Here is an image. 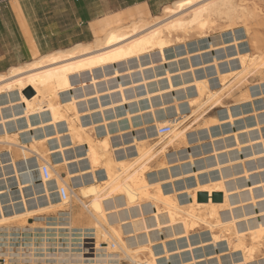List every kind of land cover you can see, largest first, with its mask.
<instances>
[{"label":"bare ground","instance_id":"obj_1","mask_svg":"<svg viewBox=\"0 0 264 264\" xmlns=\"http://www.w3.org/2000/svg\"><path fill=\"white\" fill-rule=\"evenodd\" d=\"M261 6L256 0H177L163 8L162 16L155 15L151 21L140 18L122 26L109 22V30L94 41H79L67 48L55 49L22 64L12 65L7 73L0 74V125L4 127L0 143L8 145L11 156L5 159L0 154V167L5 169L12 165L17 179L20 181V175H23L26 182L25 185L19 184L24 212L14 209L12 214H5L0 200V228L10 222L23 221L36 211H57L60 220L56 222L60 225L54 227L57 231L60 226L73 229V220H84L89 216L91 225L81 228L84 230L82 235L88 229L89 234L95 236L96 247L99 248L101 244L105 246L102 248L106 250L105 258L101 260L106 264H122V259L127 260L128 264H163L161 260L170 257L166 244L182 238L189 239L191 232L199 226L209 229L212 240L226 234L228 241L243 252L246 260L257 253H264V216L261 221L250 223L247 218L250 213L242 205L248 200V194L253 202L259 196V199L262 198L260 210L264 212V176L254 181L260 182L261 189H246L244 178L248 176V171L240 167L245 160L239 152L242 153L244 149L243 143L250 140L249 136L241 135L248 132L235 133L234 142L223 138V144H217L216 140L213 150L217 157L216 168L222 171L221 175L215 180L210 175L211 178L202 180L199 179L201 172H195L196 183L192 189H187L190 197L186 201H179L174 185L173 190L164 189L165 183L191 176L185 175L182 169L185 164L195 162L193 155L196 148L188 152L189 141L223 123L219 117L210 116L209 112L222 104L229 94L235 91L245 93L250 74H264V48L254 54L237 51L233 60L219 62L222 51L230 44L226 43L223 34L211 36L207 34V29L215 24L217 17L235 20L236 17L251 16L255 19ZM229 25H226L227 29ZM193 33L198 38L195 42H189L187 37ZM233 40L231 45L237 46L239 42L235 36ZM182 44L185 47L184 55L176 50V46ZM171 49L174 52L172 58L167 56ZM155 56L159 59L155 60ZM159 67L164 68L163 73H158ZM213 78L217 80L215 84L210 82ZM154 83L157 86L152 88ZM141 86L145 87V92L137 93L135 89ZM30 89L33 94L28 97L25 91ZM174 91L178 94L168 101L167 95ZM146 99L149 105L138 106V113L133 116L127 105ZM63 102L69 105L64 106ZM173 108L177 116L168 117ZM6 109H11V114L5 115ZM110 112L125 113L130 122L133 117L143 119L152 115L153 124L147 127L156 138L135 137L131 146L123 147L118 154H114L110 131L106 129L103 137L95 135L93 131L98 128L96 120L91 118L89 121L87 118L100 113L103 125L107 127ZM229 118L230 122L234 121L231 114ZM22 119L25 120L24 126L19 125ZM198 121L200 127H194L196 131H191ZM11 122H15L19 133L42 130L43 138L32 135L30 145L22 144L17 139L19 133L11 134L10 129L6 128ZM165 124H170L172 129L168 134H161L160 127ZM50 128L55 130V135L48 136ZM64 137H69V143L61 141ZM231 139L233 141V137ZM53 140L58 141L57 146L51 144ZM48 141L49 147L46 145ZM68 144L72 146H66ZM233 144L238 153L227 149ZM169 147H173L174 152L170 153ZM221 148L226 150L216 151ZM260 151L257 149L256 153ZM57 153H61V160H52L51 155ZM33 155L37 159L31 162ZM17 157H21L19 163ZM8 160L11 163L5 162ZM84 161L88 170L83 168ZM44 164L51 169L48 179L41 175ZM7 173L9 171H3L5 181L9 179ZM240 173L244 176L237 177ZM176 175L180 177L176 178ZM37 181L41 183L36 184ZM49 183L57 199L52 202V198L47 205H38L37 209L29 210L23 188L32 186L33 198L37 200L52 196ZM61 186L71 190L66 199L59 195ZM254 191L257 192L256 196ZM3 192L0 190V196ZM200 192L208 193L207 201L199 199ZM217 193L222 194L220 199ZM15 204L12 202L11 206L14 208ZM235 204H241L243 211L236 212ZM239 218L243 221L240 222ZM164 230L161 236L160 232ZM159 244L164 247V256H159L155 249ZM64 245L67 252L57 253L54 258L57 264L61 261L73 264L74 255L84 260L83 254L72 253L70 242Z\"/></svg>","mask_w":264,"mask_h":264},{"label":"rangeland","instance_id":"obj_2","mask_svg":"<svg viewBox=\"0 0 264 264\" xmlns=\"http://www.w3.org/2000/svg\"><path fill=\"white\" fill-rule=\"evenodd\" d=\"M256 1L259 3L260 6L262 5L261 11L258 12V15L259 14L260 15L259 16L257 15V17L261 19V20L259 19L261 24H260L259 20H256V19H258L256 16H255L256 17L255 19L253 17L249 16V17H246L247 19L244 17H236L237 19L234 18L235 20H229L228 18H222L221 19V18L217 17L215 24H213L209 29H207V34H209L211 36L223 34V37L226 40V43L230 44V46L227 47L226 50L222 51V56L218 59L219 62H222V61L224 62L227 59L233 60L235 55H237V53H236L237 51H240L241 53L242 52L243 53L249 52L250 54H254V53H259L264 48V44H262V43H264V40H263V38H264V23L262 22V21H264V0H256ZM114 12L115 11H112L108 14H111ZM153 13L159 14L158 16H162L163 15V7H158V8L154 7ZM2 14H5V13L0 11V16ZM108 14H106V15H108ZM262 16H263V18H261ZM140 18H143L146 21H151L154 19L153 16H150V17L138 16V17L134 18L130 23H132L133 21H137ZM240 19H241V21H240ZM245 19H246V21H244ZM250 19H252L253 21ZM58 20H59V25H60V29H61L60 34H57L53 38L47 36V39H46L47 43H45V45H44V43H42V45H41L42 47L37 45L33 36L31 35V32L29 31L28 27L23 28L25 33H26L28 43H26L22 39H20L18 35H14V33H12L13 38H11L10 36L5 37L4 39L6 40V43H0V74L7 73L9 71V65L11 64V62L14 63V64H11V66L22 64L25 61L35 59V58H37V57H39L45 53L54 51L55 49L67 48V47H69V45L71 46V45L75 44V43L72 44L70 42H75V41L80 40V39H85L86 41L87 40L88 41H94L97 37L103 36L109 30V23H108L103 27L102 32L97 33V35H95L93 38V34H92L93 32H91V30H90L91 26H89V24H87V23L84 24L83 26H79L77 24V22L74 20V18L70 15V13L64 12V13L60 14L58 16ZM221 20H222V22L220 23ZM130 23H127V24L118 23V24L122 26V25H128ZM229 23H230V25H229ZM249 23H250V25H249ZM217 24H218V26H216ZM219 24H221V25H219ZM226 25L227 26L229 25L228 29L226 28L227 27ZM10 32H14L12 28H11ZM44 33L47 34L46 31H44ZM256 33L258 34V36ZM195 35H197V34L193 33L191 35L192 37L191 36L187 37L189 42H195L197 40L198 35L197 36H195ZM234 36L236 37L237 41L239 42L237 44L238 47L235 45H231V43H233V41H234L233 40ZM259 36L261 38H259ZM13 40L16 41L15 44L12 42ZM59 40H61V41H59ZM176 50H177L178 54H181V55L185 54V47L183 44L177 45ZM225 54H227V55L225 56ZM14 55L17 57L20 56L21 59L19 58L16 61H14V60L10 61ZM167 56L170 58H172L174 56L173 49H171V51L169 50L167 52ZM154 58H155V60L159 59V57H157V56H155ZM17 62H19V63H17ZM175 65L176 64L173 65V68L176 67ZM157 70H158V73L164 72V68H162V67H159ZM179 80H180V78L178 79V81ZM210 82H211V84H215L217 82V80H214V78H213ZM127 84L130 85V83H127ZM156 86H157V84L154 83V86H152V88H154ZM244 90L245 91L247 90V91L245 93L235 91V92L229 94L227 97H225L223 99L222 104H219L216 108L212 109L209 112L210 116L219 117L221 119V122H223V123H221L217 126L211 127L209 130H207L205 132V134L203 136H200L199 138H196L192 141H189V143L187 145V151L191 153L193 151V148L194 147L196 148L195 149L196 153L193 155L195 162L193 164H191V163L185 164L182 167V169H183V171H185V175H187V176L191 175V176H188L184 179L183 178L177 179L173 183H171V182L165 183L164 184L165 186L163 185L164 189L167 188L168 190H173V185H174L178 191L179 201L184 202L190 197L188 192H186V191H187V189H192L195 186V183H196V178L194 176L195 172H201L199 175V179H202V180L208 179L211 177H212V179L215 180V179H218L220 177L222 171L220 169L216 168L217 167V159H216L217 157L214 155L215 151L213 150V148L216 146V140H218L217 144H223V142H224L223 138H226V140L234 142L235 141L234 134L235 133H241L243 131H246L248 133H246L245 135L243 134L241 136H247V137L249 136L250 137V140H247L243 143V145H244V149L242 150L243 155H242L241 151L239 152L242 159H244L246 162V163L244 162L243 165L240 164L241 170H243L245 168L248 171V176L246 178H244V181L247 184L245 186V188L246 189L253 188L255 190V188L257 187V189H261V187H260L261 185H259L260 182L255 183L254 181L259 179L261 176L262 177L264 176V152L262 151V149L264 148V121H263L264 120V115H263L264 114V74H260L257 76L255 74H250L248 76V82H247L246 88H244ZM135 91L137 93H139V92L144 93L145 87L144 86L137 87L135 89ZM177 94L178 93L176 91H174V92L168 94L166 99L168 101H170L173 98L172 96L173 95L176 96ZM106 99L107 98H104V100H106ZM63 105L67 106L69 104L63 102ZM148 105H149V101L146 99L140 103H133L130 106L127 105V108L131 109L132 115L135 116L138 113V111L136 110L138 108V106L147 107ZM145 109H147V108H145ZM4 114L5 115L11 114V109L10 110H8V109L4 110ZM230 114L233 116V119H234L233 122L229 121L230 120V118H229ZM110 115L112 118L111 117L107 118V121H109V125L107 127L105 125H103V119H101L102 116L100 113H97V114L92 115V116H88L87 118L89 121L91 120V118L96 120L95 124L98 125V128H97V130L93 131V133L95 135H97L99 137H103L105 135L106 129H108L110 131V133H111V145H112V148L114 150V154H118L123 147L131 146L134 142L135 137H137V138H149V139L151 138L152 140L156 138L155 135H151L152 133L150 132V130H148V127H147L148 125L150 126L153 124V116L152 115H148V118L144 117L143 119H141V117H139V116L133 117L135 119L132 118L131 122L126 117L125 113L120 114L118 112H110ZM117 115H119V116L121 115V116L116 117ZM167 116L168 117L169 116H172V117L177 116L175 108L171 109ZM262 118H263V120H261ZM136 119H137V121H135ZM116 120H119V121L116 122ZM260 121L262 124H260ZM197 123H198V126H196ZM199 123L200 122L198 121L195 124H193V128L190 130L194 131L196 129L194 127H200ZM19 125L24 126L25 120L24 119H22V121L20 120ZM15 126H16L15 122H11L6 126V128L10 129L9 132L11 134L19 133L20 129H17ZM99 126H101V127H99ZM118 126H119L120 130H118ZM190 130H189V132H191ZM3 131H4V127L2 125H0V136L3 134ZM65 131H62V133H65ZM42 132H43L42 130H37V131H32V132L19 133L17 135V139L22 144L30 145L32 135L36 136L38 139H42L43 135H44V132L43 133ZM50 132L51 133L48 136L55 135V130H53V128H50ZM101 132H103V133H101ZM29 135H31V136H29ZM232 137H233V141L231 139ZM61 141L64 144H67V143H69V137H64L61 139ZM52 143L53 144L55 143V144L53 145ZM260 143H262V144L260 145ZM51 144L53 146H57L58 141L53 140V141H51ZM46 145L49 147L50 141H48L46 143ZM245 145H247V146H245ZM257 145H259V146H257ZM66 146H72V144H68ZM227 149L228 150L231 149V150H233L232 152L236 151L238 153V150H237L235 144L230 145L229 148H227ZM257 149L258 150L261 149V151H260L261 153L260 152L256 153ZM225 150L226 149L221 148V149H217L216 151L221 152V151H225ZM70 151H72V149H70ZM168 151L170 153L174 152V148L169 147ZM6 152H8V153H6ZM247 153L249 155H247ZM0 154L5 159L11 157L9 154V151H8V145L6 143H0ZM57 154H52L51 159L52 160H55V159L61 160V158H62L61 153H57ZM68 154H69V152H68ZM256 155L258 157H254ZM207 156H210V157H207ZM224 156H226V153L224 154ZM202 157H207V158L202 159ZM36 159H37L36 156L33 155L31 162L35 161ZM9 161L10 160L5 161V162L11 163V161L10 162ZM16 161L19 163L21 161V157H17ZM10 166L6 167L5 169H1V167H0V176H2V177H0V186H1L0 190L4 191L2 193V195L0 196V200H1V204H2V209H3L4 213L7 215L12 214L14 209H16L20 213L25 211V207H24L25 205L23 203L21 190L19 189V184L21 183V184L25 185L26 182H24L25 179H24L23 175H20V181H19L17 179V177L15 176L16 174L14 172L13 166L12 165H10ZM83 166H84L83 168H85L84 170L89 169V167H87V162H85V161H84ZM207 170H210V172ZM3 171L4 172L9 171V173H7V176L9 177V179L7 181L4 180ZM240 176H244V174L240 173L237 175V177H240ZM175 177L178 178V177H180V175H176ZM180 180H181V182H180ZM6 182H7V185L5 184ZM38 183L40 184L41 181L36 182V184H38ZM49 184H48V189L51 192V194H50V195H52V196H50L51 198L44 196V197L38 198L37 199L38 201L34 200L35 198H33L34 194H33L32 186H30V185L26 186L25 187L26 190L23 188L22 192H23V195L25 196V198L27 200L26 204H27L29 210L33 211V210L38 208L37 207L38 205L44 206V205L48 204L49 200L50 201L53 200L52 202H54L57 199V194L54 192V189H53L51 183H49ZM7 186H8V188H7ZM29 188H31V189H29ZM11 191L13 192V194ZM28 191H29V194H28ZM255 191H254V193H255L254 196H256V193H257ZM247 192L249 193V191L246 190V193ZM25 194H27V195H25ZM3 195H5V196H3ZM182 197H183V199H182ZM258 197L259 196H256L255 200L256 199L257 200L255 202H253L254 200L251 199V195L248 194L246 196V198H248V200L244 201L242 204L244 206L245 211L247 210L250 213V215H249V213L247 214V215H249V216H247V218H248L250 223L258 222V220L261 221L262 217L264 216L263 215L264 212L260 210V206H259L260 203L262 202V198L260 197V199H261L260 200ZM3 198H5V199H3ZM12 202L16 203L14 208L11 206ZM240 205L241 204H235L233 206V207L237 208L236 212L243 211V209H242L243 207L241 208ZM78 207L83 209L81 205H78ZM5 209H8V210H5ZM252 211H253V213H252ZM234 212H235V210H234ZM42 213L43 212H38V211H36V213L32 212L29 214L30 217H28V216L26 217V219H25L26 221L23 219V221H20V222H13V223L10 222L9 224H5L0 228V264H20V263L21 264L22 263L23 264H57L58 262L54 258L58 254L67 252L65 249V248H67V246L64 244L68 243V242L71 243V246L73 249L72 250L73 254H83V256H84V260H81V257H79L78 255H74L73 264H106V262H103L101 260V258L102 259L105 258L104 254L106 253V250L102 249V248H105V246H103V244H101V246L99 248H97L95 236H94V234H89L90 230H88V229L86 230L87 233L85 235H82L84 230L81 228L90 226L91 225L90 222H92L91 218L89 216H87V213H85L87 216L86 219H84V220H73V223H72L73 229L69 230V229L63 228V226H60L59 231H57L55 229L58 227V225H60V224L56 223V222L60 221V220H58L59 214L57 213V211L51 210L49 212H45L43 214ZM54 213H55V215H54ZM239 219H240L239 220L240 222L243 221V220H241L242 218H239ZM21 220H22V218H21ZM25 222H27V223H25ZM15 225L17 227H15ZM197 229H200V231L198 230V232H197ZM80 230H82V231H80ZM193 231L191 232V236L189 237V239L188 238H182V239H179L178 241H174V242L169 241L166 244V248H167V250H169L170 257L166 258V259H162L161 262H163V264H262L264 262V255H263L264 253L263 252L257 253L254 257L246 260L244 258L243 252L241 250H239L238 248H235L234 243L231 244L228 241L229 239H227V236H225L226 234L220 235V237L218 238L219 240L218 239L212 240L211 233L209 232V229L206 226L196 227V229ZM164 232H165V230L160 232L161 236L164 234ZM57 234H60V235L57 236ZM57 237H59L58 240H56ZM57 243L59 245H57ZM178 247H179V249H177ZM232 248H233V250H232ZM155 249L159 252V256L165 255V254H163L164 253L163 245L159 244L157 246V248H155ZM85 250H87V251H85ZM94 256H95V258H94ZM92 257H93V259H92ZM112 257H115V256H112ZM15 259L18 261H16ZM121 263L122 264H128V261L125 259H122ZM59 264H67V263H66V261H61V263H59ZM110 264H117V263L112 262Z\"/></svg>","mask_w":264,"mask_h":264},{"label":"crops","instance_id":"obj_3","mask_svg":"<svg viewBox=\"0 0 264 264\" xmlns=\"http://www.w3.org/2000/svg\"><path fill=\"white\" fill-rule=\"evenodd\" d=\"M175 1L177 0H0V11L5 13L0 16V43H6L5 37L13 38L12 33L28 43L23 29L28 27L37 45L42 47V43H47V36L53 38L60 34L58 16L64 12L70 13L79 26L89 24L94 38L109 22L127 24L138 16L159 15L153 13L154 7L164 8ZM112 11L115 12L108 14ZM11 28L14 32H10ZM79 41L86 40L70 43ZM12 42L15 44L16 41ZM19 58L21 59L14 55L10 61Z\"/></svg>","mask_w":264,"mask_h":264},{"label":"built area","instance_id":"obj_4","mask_svg":"<svg viewBox=\"0 0 264 264\" xmlns=\"http://www.w3.org/2000/svg\"><path fill=\"white\" fill-rule=\"evenodd\" d=\"M172 129V126L170 124H165L163 126L160 127V133L161 134H168L170 133ZM51 174V169L48 165L44 164L42 167V171H41V175L43 178L48 179L50 177ZM71 194V190L70 188L66 187V186H61L59 188V195L62 199H66L70 196Z\"/></svg>","mask_w":264,"mask_h":264},{"label":"water","instance_id":"obj_5","mask_svg":"<svg viewBox=\"0 0 264 264\" xmlns=\"http://www.w3.org/2000/svg\"><path fill=\"white\" fill-rule=\"evenodd\" d=\"M25 93L27 94L28 97H31L32 94H33V91L30 89V90H26ZM221 193H217L216 196L218 199L221 198ZM199 199L201 201H207L208 200V193L207 192H200L199 193Z\"/></svg>","mask_w":264,"mask_h":264}]
</instances>
